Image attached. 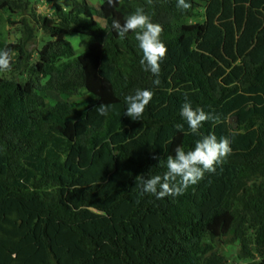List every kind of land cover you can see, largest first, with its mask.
I'll list each match as a JSON object with an SVG mask.
<instances>
[{
	"label": "trees",
	"instance_id": "1",
	"mask_svg": "<svg viewBox=\"0 0 264 264\" xmlns=\"http://www.w3.org/2000/svg\"><path fill=\"white\" fill-rule=\"evenodd\" d=\"M47 1L53 14L39 13L33 0H0V12L19 16L9 19L25 34L16 42L0 28V50L14 53L16 72L0 73V244L20 227L34 232L37 217L25 211L32 206L62 225L66 241L57 250L46 236L32 264H65L76 243L100 264H235L217 250L224 238L239 245L240 258L264 264V0H186L188 10L177 0H104L100 8ZM137 8L163 28L168 52L158 77L140 65L135 33L121 38L112 27ZM201 9L204 20L193 21ZM40 33L35 56L27 44ZM138 88L153 97L134 121L123 114L124 98ZM49 91L92 102L52 103ZM186 99L220 121L201 132L231 140L224 163L183 195H151L123 217L84 227L88 209L114 213L137 176L162 175L176 146L194 148L200 137L180 117ZM100 103L114 108L98 116Z\"/></svg>",
	"mask_w": 264,
	"mask_h": 264
},
{
	"label": "clouds",
	"instance_id": "2",
	"mask_svg": "<svg viewBox=\"0 0 264 264\" xmlns=\"http://www.w3.org/2000/svg\"><path fill=\"white\" fill-rule=\"evenodd\" d=\"M116 0H108L114 4ZM151 3V0H148ZM177 7L182 10L191 8L186 0H177ZM112 27L121 38H125L129 32L135 33L138 48L142 53L140 65L147 72L154 76L159 75L161 61L165 59L168 49L161 40L163 28L159 23L153 22L143 8H137L129 14L124 23L119 20L112 21ZM11 49L0 50V72H8L12 67ZM159 84V79L154 81ZM153 93L149 89H136L134 93L124 98V115L132 120H141L146 107L152 100ZM114 108L111 104L100 103L95 112L98 116H107ZM180 117L187 124L191 134L199 136L195 141L194 148L185 150L184 146L178 145L174 149V155H168L164 159L166 171L161 174L144 175L136 177V185L139 188V195L150 194L157 199L183 195L191 185H196L205 176V173H215L218 165H222L225 159L231 154V140L225 136L219 140L214 133L202 134L201 128L205 122L219 123L217 117L206 112L202 107H193L191 101L185 100L180 108ZM177 131L184 130V123L175 125ZM235 135V133H233Z\"/></svg>",
	"mask_w": 264,
	"mask_h": 264
},
{
	"label": "rangeland",
	"instance_id": "3",
	"mask_svg": "<svg viewBox=\"0 0 264 264\" xmlns=\"http://www.w3.org/2000/svg\"><path fill=\"white\" fill-rule=\"evenodd\" d=\"M34 6L38 8L39 13L41 14H53L54 7L53 3L47 0H33ZM59 3L64 4L68 0H58ZM73 1H82V0H73ZM104 0H88V2L96 8H100L101 3ZM201 4H206V0H198ZM203 9L200 11V16L193 19V21H203L202 17ZM12 20H21L19 16L10 15L6 12H0V28L2 29L4 35L7 38H12L13 41H21L25 39V34L20 30L19 25H13L10 19ZM187 22L192 20H186ZM44 35L39 34L34 40H29L27 47L29 50L37 56V50L41 49L44 45ZM70 40L74 43L78 51H83L85 48L82 45V39L78 35H72ZM2 73V72H0ZM7 75L15 76V71L6 72ZM16 77V76H15ZM49 100L52 103H56L60 99H70L78 103H88L92 102L91 99L85 94L78 96H65L60 94L58 91H49ZM84 122H78V126L83 125ZM136 185V181L131 186V193L128 199L123 202L114 213L107 214L101 212L97 209L90 208L87 211L88 221L84 223V227L90 225L91 219L94 218H120L125 216L131 208L137 205L144 204L150 200L151 195L145 194L144 196L139 195V188ZM25 211L33 216L37 217V223L35 225L34 232L29 234L24 231L23 228H18L9 241L3 242L0 244V262L2 264H16L21 258L26 259L27 264H32V260L38 257L42 251L46 250L47 243L45 237L47 236L53 243L54 247L57 250H61L65 245L66 241L63 239V228L62 225L55 219L46 221L42 218L37 210L32 206H25ZM4 217V213H0V219ZM215 245L217 250L222 254L226 255L231 263L237 264H250L251 260L240 258V248L237 243H232L229 239L224 238L222 241H216ZM81 258H89L91 264H100V261L95 259V254L90 253L82 249V247L76 243V247L73 252L65 260V264H76Z\"/></svg>",
	"mask_w": 264,
	"mask_h": 264
}]
</instances>
